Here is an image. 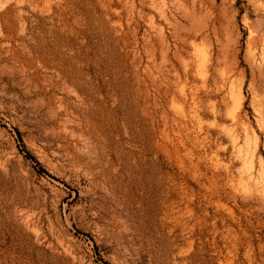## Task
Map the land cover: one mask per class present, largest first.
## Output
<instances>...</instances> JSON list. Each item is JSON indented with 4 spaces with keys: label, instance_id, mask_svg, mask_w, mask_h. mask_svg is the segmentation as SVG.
I'll use <instances>...</instances> for the list:
<instances>
[{
    "label": "rangeland",
    "instance_id": "374dc122",
    "mask_svg": "<svg viewBox=\"0 0 264 264\" xmlns=\"http://www.w3.org/2000/svg\"><path fill=\"white\" fill-rule=\"evenodd\" d=\"M0 264H264V0H0Z\"/></svg>",
    "mask_w": 264,
    "mask_h": 264
}]
</instances>
